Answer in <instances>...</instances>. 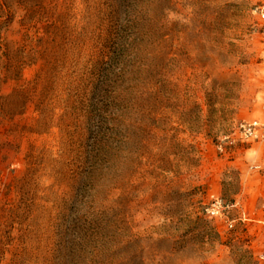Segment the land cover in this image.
<instances>
[{
    "label": "rangeland",
    "instance_id": "1",
    "mask_svg": "<svg viewBox=\"0 0 264 264\" xmlns=\"http://www.w3.org/2000/svg\"><path fill=\"white\" fill-rule=\"evenodd\" d=\"M258 5L0 0V264H264Z\"/></svg>",
    "mask_w": 264,
    "mask_h": 264
},
{
    "label": "built area",
    "instance_id": "2",
    "mask_svg": "<svg viewBox=\"0 0 264 264\" xmlns=\"http://www.w3.org/2000/svg\"><path fill=\"white\" fill-rule=\"evenodd\" d=\"M257 16L264 18V5H258L254 9ZM229 143H252L264 141V119L253 118L249 120H240L234 125L232 138H229ZM221 149V145H219ZM254 169H259L258 165L253 166ZM239 208L238 201H226L222 198H214L203 206L202 212L209 218L222 219L226 226L231 229L234 219L228 217L229 212ZM243 218L245 213L241 212ZM264 259V257H262Z\"/></svg>",
    "mask_w": 264,
    "mask_h": 264
}]
</instances>
